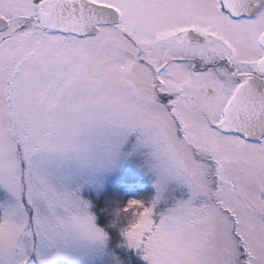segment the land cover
Wrapping results in <instances>:
<instances>
[{"label":"snow or ice","instance_id":"obj_1","mask_svg":"<svg viewBox=\"0 0 264 264\" xmlns=\"http://www.w3.org/2000/svg\"><path fill=\"white\" fill-rule=\"evenodd\" d=\"M0 264H264V0H0Z\"/></svg>","mask_w":264,"mask_h":264},{"label":"rangeland","instance_id":"obj_2","mask_svg":"<svg viewBox=\"0 0 264 264\" xmlns=\"http://www.w3.org/2000/svg\"><path fill=\"white\" fill-rule=\"evenodd\" d=\"M144 188H145V189L150 188V184H149V183H145V184H144ZM128 195H130V194H126V195H125V199L127 198Z\"/></svg>","mask_w":264,"mask_h":264}]
</instances>
